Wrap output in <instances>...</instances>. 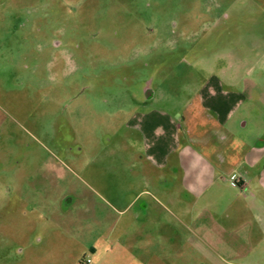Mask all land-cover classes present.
<instances>
[{
    "label": "rangeland",
    "instance_id": "1",
    "mask_svg": "<svg viewBox=\"0 0 264 264\" xmlns=\"http://www.w3.org/2000/svg\"><path fill=\"white\" fill-rule=\"evenodd\" d=\"M175 142L264 143V0H0V264H264V190L161 196Z\"/></svg>",
    "mask_w": 264,
    "mask_h": 264
},
{
    "label": "crops",
    "instance_id": "2",
    "mask_svg": "<svg viewBox=\"0 0 264 264\" xmlns=\"http://www.w3.org/2000/svg\"><path fill=\"white\" fill-rule=\"evenodd\" d=\"M236 96L239 95L224 94L225 106H227L226 104H235L236 106L234 108L236 110L238 102L235 101V99L230 100V97L234 98ZM234 108L225 112L224 116L223 114H216L215 117L210 114L208 116L214 118L216 120V124L225 133L226 130L224 128L234 116ZM203 109V112L208 114V110L205 108ZM188 143L189 144L180 145L178 142H175L168 148H161L160 146L152 144H144V149L146 151H151L147 154L145 162L155 169V174L152 176L153 179H151L154 181L155 185H157L158 180V189L160 190V195L162 194L161 196H171V190H164L162 188V179L161 176H159L163 169L171 164L172 168L179 174L181 186L183 187L184 192L188 195H193L195 192H198L202 183H207V188H210L219 175L232 176L234 174L236 176L235 183L240 189L244 190L248 188L250 184L256 180L257 185L264 190V143L256 142L254 144L247 145L245 151L238 155L237 160L231 164L230 167L227 165L226 157L229 155V151H235L234 148V150L230 149V147H227L226 145L224 146L222 142H220V144L215 145L208 153L205 154L201 150L192 148L190 142ZM145 181L147 182V179H145ZM144 192L148 193V191ZM154 203L156 207H162L160 200L159 202ZM132 207L133 201L127 203L121 212H130ZM152 210L151 206L143 207V213L146 215ZM238 239L240 240L242 238L240 237ZM135 245H139L140 248H142V245L139 243H135ZM215 245L218 248H221L222 252L228 257L231 256V253H233L232 250L230 252H226L228 245L224 241H219ZM139 246H136V248L138 249ZM142 256H144V254ZM151 258L157 259V256L154 255L151 256Z\"/></svg>",
    "mask_w": 264,
    "mask_h": 264
},
{
    "label": "flooded vegetation",
    "instance_id": "3",
    "mask_svg": "<svg viewBox=\"0 0 264 264\" xmlns=\"http://www.w3.org/2000/svg\"><path fill=\"white\" fill-rule=\"evenodd\" d=\"M147 96L150 97L149 94H147ZM88 263H89V260L86 261V264H88ZM80 264H81V263H80ZM166 264H168V261H166Z\"/></svg>",
    "mask_w": 264,
    "mask_h": 264
}]
</instances>
